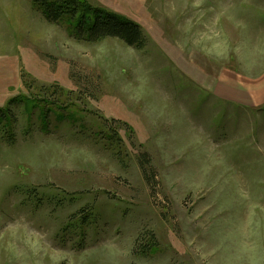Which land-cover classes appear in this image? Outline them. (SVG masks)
Masks as SVG:
<instances>
[{
	"label": "rangeland",
	"instance_id": "rangeland-1",
	"mask_svg": "<svg viewBox=\"0 0 264 264\" xmlns=\"http://www.w3.org/2000/svg\"><path fill=\"white\" fill-rule=\"evenodd\" d=\"M83 1L0 0V264H264V0Z\"/></svg>",
	"mask_w": 264,
	"mask_h": 264
},
{
	"label": "trees",
	"instance_id": "trees-1",
	"mask_svg": "<svg viewBox=\"0 0 264 264\" xmlns=\"http://www.w3.org/2000/svg\"><path fill=\"white\" fill-rule=\"evenodd\" d=\"M31 1L49 23L67 24L78 41L96 43L105 39H119L136 49H143L146 45L140 25L105 9L89 6L83 0ZM10 112V108L0 110V121L1 118L7 119Z\"/></svg>",
	"mask_w": 264,
	"mask_h": 264
}]
</instances>
